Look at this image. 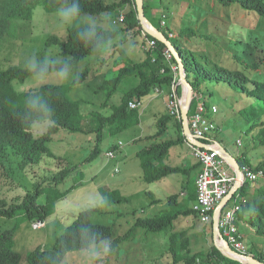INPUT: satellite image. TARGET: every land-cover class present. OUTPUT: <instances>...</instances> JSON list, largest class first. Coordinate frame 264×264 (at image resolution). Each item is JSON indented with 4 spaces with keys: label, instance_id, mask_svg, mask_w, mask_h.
Segmentation results:
<instances>
[{
    "label": "rangeland",
    "instance_id": "rangeland-1",
    "mask_svg": "<svg viewBox=\"0 0 264 264\" xmlns=\"http://www.w3.org/2000/svg\"><path fill=\"white\" fill-rule=\"evenodd\" d=\"M148 3L152 7L154 18L160 22V25L164 21L165 25L173 31V37L178 36L180 28L190 27L195 30V36H184L179 39L182 46L200 56H206L212 64L242 70L247 75L264 81V72L261 68L258 70L246 68L235 59V56L239 55L251 64L250 59L253 61L255 50L263 48L257 45L261 42L264 46V21L259 17L238 9L224 7L213 0H163L164 10L155 5V0H148ZM56 11L47 13L40 4H37L30 22L16 21L15 26L9 28L8 34L0 41V70L10 66L24 68L26 57L32 53H35L38 59L49 56L61 58L58 45L47 47L45 44L51 36L57 37L61 42L67 38L69 26L61 23ZM89 18L96 20L99 26V22H105L102 17L90 15L81 17L84 21ZM114 25L118 36L112 41L109 49L73 67V71L79 68L80 73L85 68L89 69L85 81L69 92L70 98L79 104L80 111L86 120L93 118L96 114L109 115L110 105L118 104L119 97L124 91L138 83L133 78L125 79L109 104L106 107L102 106L105 96L98 87L104 78L111 77L114 69L124 63L126 58L121 54L120 49L123 52L126 49L132 61L138 62L144 58L143 39L135 37L134 32L125 33L121 23H114ZM105 26L112 30L106 24ZM230 33L245 43L238 45ZM205 34L209 36L207 39L200 37ZM243 44L246 45L243 46ZM138 57H141L140 60ZM72 80L73 78L70 77L68 82H62L55 75H50L44 83L30 77L24 84L15 82L14 85L17 91H21L36 89L43 84H71ZM214 87V85H207V82L199 87L206 107L209 109L214 103L219 109L215 116L220 118L221 125L219 129L210 131L209 135H215L222 140L228 146L226 147L232 156L240 155L244 150L250 162L257 164L260 154L264 152V146L253 149L252 146L257 142L254 143L249 135L246 137L245 131L250 126L245 124L248 123V118L244 117L242 123L237 116L242 104H235L232 91L223 86H217L215 93ZM159 96L154 100H152V94L145 98L142 107L139 108V125L113 138L106 137L99 145L101 154L94 160H91V152L95 148L94 134H73L61 130L47 145L53 157L44 156L38 164L27 166L24 170H19L16 161L13 160L6 165L9 169L4 174L0 171V198L7 201L23 197L26 191H32L34 184H40L43 188L52 185L49 178L62 170L67 171V177L58 185V190L65 193L75 186L59 200L52 194L39 199L44 204L54 201L57 206L56 212L45 221L41 229L33 230L31 222L21 220L20 216L12 219L0 217V232L11 229L18 223L12 248L20 256L19 264H27L29 252L39 246L47 249L48 253L54 252L51 246L57 244V238L75 220L78 213L87 208L98 207L99 212L92 215V223L114 225V235L117 237L123 236L137 219L152 217L168 207L167 201L163 204L151 205L150 191L154 192L157 198L163 195L158 196L159 193L154 186L148 187L149 183L146 184L142 180V170L136 157V153L142 147L152 142L151 137L157 132L158 118L164 114L168 115L166 106L164 108L162 104V96ZM172 120L167 124L165 136L172 137L176 133L175 119ZM44 131L39 130L36 125L33 128L35 135ZM118 141L122 143L121 149H118L113 158H107L109 145L116 144ZM78 177L80 179L75 181L74 179ZM256 182L259 189H264V185H260L261 180ZM114 191H118L120 196L127 198V202H113L114 204H107L104 207L95 205L97 195L106 197ZM168 197L170 196H164L165 200ZM174 226L175 230L187 231L186 236L194 251L192 255L202 249L215 246L210 227L204 226L197 217H180ZM173 233L175 232L172 230L170 235V231L167 230L145 236L142 229L135 228L131 238L122 243L114 254L108 256L104 264H172L169 257L170 250L178 247L181 242V237L177 233L172 236ZM249 244L252 243L247 241L244 243L246 249ZM257 245L264 249V237H261ZM61 264H98V262L89 261L82 251H76L67 253Z\"/></svg>",
    "mask_w": 264,
    "mask_h": 264
},
{
    "label": "trees",
    "instance_id": "trees-1",
    "mask_svg": "<svg viewBox=\"0 0 264 264\" xmlns=\"http://www.w3.org/2000/svg\"><path fill=\"white\" fill-rule=\"evenodd\" d=\"M213 1L224 7L253 14L264 21V0ZM155 2L158 8L163 9V0H155ZM62 3L63 0H0V41L8 34L9 28L15 26L14 23L16 21L30 22L37 4H40L47 13H53ZM80 4L83 15L101 17L106 14L113 22L121 12L124 13L125 19L121 23L122 28L126 33L134 32L135 37H141V40L143 39L142 42L145 43L144 38H142L143 29L137 18L135 0H80ZM143 5L146 18L165 34L180 55L186 79L192 86L193 93L201 95L199 87L205 82L209 86H215L213 88L215 93L217 86H223L232 91L235 104H242L237 116L240 117L239 119L242 123L244 122L243 118L247 116L248 123L245 124H250L245 131V135L246 137L249 135L254 143L257 142L252 148L254 149L257 146L263 147L264 81L257 80L242 70L228 69L215 63L212 64L206 56H200L196 52L185 48L179 39L184 36H195V30L190 27L180 28L178 29L177 37H169V33L173 31L168 25L162 27L160 22L154 18L152 7L148 3V0H143ZM83 26L81 25V27ZM98 32L106 40L113 41L118 36L117 30L104 29L101 26H99ZM230 35L232 34L230 33ZM200 37L207 39L209 36L205 34L200 35ZM146 38L154 40L155 47L147 48L143 52L144 58L141 61H127L118 70L114 71L111 77L102 80L101 85L98 87V90L105 96L102 106L106 107L109 104V101L125 79L133 78L138 83L124 91L119 97L118 104L110 105L109 115L96 114L88 120H86L80 111L79 104L69 96V92L75 86L85 81L89 72L88 68L83 69L78 79H73L71 84H43L36 89H24L21 91L16 90L14 83L24 84L32 75L25 68L18 66H10L4 70H0V171L4 174L9 169L6 165L12 163L13 160L16 161L19 170H24L27 166L38 164L44 156L53 157L47 145L61 130L73 134H94L95 150L93 149L91 152V160H94L101 154L102 151L99 145L106 137L109 139L113 138L139 125L140 111L139 109H129L128 102L133 99L143 101L153 94L154 87H158L164 93L168 92L173 80L170 64H176L173 57L170 62L167 61L164 56L166 47L162 43L147 34ZM232 38H234L238 45L245 43L235 35H232ZM45 44L47 47L58 45L60 57L68 58L73 67L87 58L97 56L102 52V50H94L93 45L82 41L78 36L77 30L71 26L67 29L65 41L61 42L57 37L51 36ZM257 45L263 48L255 50L253 61L250 59L251 64L239 55H236L235 59L246 68L254 70L261 68L262 72H264V46L261 42H258ZM120 52L122 55H125L121 49ZM32 93H38L43 101L49 104L53 109V119L56 121L54 126L47 128L39 135H35L33 132L35 124L27 122L25 99ZM177 93L178 96L181 95L180 85L177 87ZM194 103L195 101L193 100L192 105ZM172 119L173 117L169 114L160 116L156 121L157 132L151 137L152 142L142 147L136 153L142 170V180L146 183H155L170 174L181 171L179 168L164 164V161L169 157L170 149L175 145L184 143L186 140L183 136L181 119L174 118L176 136L168 137L164 135L167 130V124ZM90 122L91 125L89 126ZM220 125L215 130L219 129ZM89 127H91L90 130H88ZM212 137L220 144L225 145L217 136L214 135ZM118 142L110 144L109 151L116 153L120 149L118 148ZM260 156L257 164L250 162L248 154L244 150L240 155L235 156L240 168L244 172L248 170L252 173H262V177H258L252 182L264 178V152ZM66 177L67 171L62 170L52 174L49 178L52 185L46 188L41 187L40 184H34L32 185V191H26L23 197L14 201L0 198V217L12 219L20 216L21 220H27L31 223L46 221L56 212L57 206L54 201L44 204L39 199L42 196L52 194L59 200L65 193L73 189L75 186L65 193L58 190V185ZM79 179L78 177L74 180L78 181ZM250 183H244L239 189V193L245 198L249 196ZM255 194L256 197L250 201L248 200L241 213H247V221L255 229L256 235L264 237V189H259L257 186ZM106 198L107 204L127 202V198L120 196L118 191L111 192ZM195 198V190L182 201H178V197L172 195L168 199V207L166 209L161 210L152 217L137 219L123 236L117 237L114 235V225L92 223V215L99 212L98 207L87 208L80 211L75 220L57 238V244L53 247L51 246L54 252L48 253L47 249L39 246L29 252L27 264H61L67 253L82 251V229L84 228L99 232L109 239L113 247L112 254L115 253L122 243L131 238L135 228L142 229L145 236L163 233L167 230L170 231L171 235V231L173 230L175 233L172 236L177 233L181 237V242L178 247L170 250L169 257L172 264H241L224 256L215 246L209 249H202L196 252L195 255H192L194 251L190 246L189 238L186 236L187 231L175 230L174 224L180 217L193 216L198 218L197 214L191 209ZM207 226L210 227L212 234V222ZM17 227L18 223L11 229L0 232V264L20 263L19 254L12 248V241ZM243 242L246 243L245 241ZM254 245L255 248H248V253L253 254L256 259L264 262V249L259 246L257 247L256 244ZM248 246H251V244Z\"/></svg>",
    "mask_w": 264,
    "mask_h": 264
},
{
    "label": "built area",
    "instance_id": "built-area-1",
    "mask_svg": "<svg viewBox=\"0 0 264 264\" xmlns=\"http://www.w3.org/2000/svg\"><path fill=\"white\" fill-rule=\"evenodd\" d=\"M125 19L124 13H120L114 23H123ZM161 26L165 27L164 21L161 22ZM142 37L145 40V46L143 49L155 47L154 40H148L146 33L142 32ZM169 37H173L172 32L169 33ZM164 56L168 62L174 58L173 54L166 48ZM171 71L173 73V80L168 92H166V108L169 115L175 119H181L180 107L182 104L184 87H181V95L178 96L177 87L179 83V68L177 63L170 64ZM181 86V85H180ZM153 93L160 95L163 93L158 87H154ZM195 103L192 105V101ZM143 101L133 99L128 102L129 109H139L142 107ZM219 109L216 104H211L208 109L205 105V101L196 93H193L192 100L188 109V127L191 134L200 142L206 144L208 148L198 147L190 144L185 140L190 148L192 158L199 165V171L195 179V191L196 198L191 205V209L197 214L200 222L207 226L212 222L213 210L217 204L224 198L229 192L231 187L237 180L236 173L232 166L229 165L224 158L219 154L220 144L215 140L209 132L215 130L220 121L215 115H217ZM122 146V143L118 142V148ZM223 146V145H222ZM121 149V148H120ZM107 158H113L115 153L113 151H107ZM242 177L240 179V187L246 182H252L258 177H262V173H252L248 170H242ZM239 189L234 193L233 197L222 207L218 225L219 230L223 238L227 241L230 248L234 250L240 256H235L237 262L241 264H247L246 255L248 253L244 242L243 236L239 230L240 213L246 206L248 199L239 193ZM235 196V197H234ZM45 224V221H35L31 223L33 230L41 229Z\"/></svg>",
    "mask_w": 264,
    "mask_h": 264
},
{
    "label": "clouds",
    "instance_id": "clouds-1",
    "mask_svg": "<svg viewBox=\"0 0 264 264\" xmlns=\"http://www.w3.org/2000/svg\"><path fill=\"white\" fill-rule=\"evenodd\" d=\"M56 15L62 24L74 27L79 38L87 44L93 45L94 50L107 51L112 44L111 40L102 37L96 20L89 18L87 21L81 19L83 13L80 0H63L61 6L57 9ZM105 24L115 31V25L110 18H105ZM81 25H84L81 27ZM24 68L32 77L40 83L48 80L50 75L62 81L68 82L70 77L78 79L80 69L73 71V65L68 58H59L49 56L44 59H38L35 53L26 57ZM25 109L27 122L34 123L41 131L55 125L53 119V109L43 101L38 93H32L25 99ZM95 205L104 207L107 205V198L97 195ZM82 252L89 261L104 264V261L113 252L111 241L99 232L88 228L82 229Z\"/></svg>",
    "mask_w": 264,
    "mask_h": 264
},
{
    "label": "crops",
    "instance_id": "crops-1",
    "mask_svg": "<svg viewBox=\"0 0 264 264\" xmlns=\"http://www.w3.org/2000/svg\"><path fill=\"white\" fill-rule=\"evenodd\" d=\"M105 15L101 16L102 19L103 18L105 19L107 17ZM112 22H113V20H112ZM99 24L104 29H107V27L105 26V22L104 23L99 22ZM124 52H125L124 54H125V58H126L124 63L127 61H132L131 60L132 58H130L129 55H127L126 49H124ZM141 57H142V55H141ZM141 57H138V60H140L139 58H141ZM132 62H135V61H132ZM124 63L120 64V66L115 68L114 70L115 71L118 70ZM152 95H153L152 100L156 99V97L158 96L154 93ZM160 96H162L161 100L163 101L162 104L164 105V108H165V106H166V93L163 92L162 94H160ZM217 119L220 121V124H221V120L218 116H217ZM174 136H176V133ZM226 146H227L226 144L223 145V147L227 148L228 146L227 147ZM164 164L167 166H170V167L179 168V169H181V171L170 174V175L166 176L165 178H162L161 180H159L155 183H150V184L146 183L148 187L150 185L154 186V188L157 190L156 192L159 193V194H157L158 196H161L160 194L163 195V197L161 196V198L160 197L157 198V196L154 194V192L152 193V191H150L149 196L151 198H149V199L152 200L151 205L156 204V203L163 204L164 201L168 202L169 197L166 198V200L164 198V196H166V195H168V196L175 195L178 197V201H182V200L186 199L187 197H189L192 194V192L195 190V179H196L198 171H199V166L195 162V160L192 158L190 148L188 147L186 142L173 146L170 149L169 157L164 161ZM259 180H261L260 185H262V184L264 185V178L259 179ZM256 184H257V182H251L250 183V188L248 191L249 196L247 197V199L249 201L252 200L254 197H256V194H255V190L257 189ZM239 219H240L239 230H240L241 235L243 236L244 241L252 243L251 246H247V250H248V248H251V247L255 248L254 244H256V246L258 247L257 244L260 243L261 237L256 235L255 229L248 223L247 213L246 212L240 213ZM251 255H253V254H251Z\"/></svg>",
    "mask_w": 264,
    "mask_h": 264
},
{
    "label": "water",
    "instance_id": "water-1",
    "mask_svg": "<svg viewBox=\"0 0 264 264\" xmlns=\"http://www.w3.org/2000/svg\"><path fill=\"white\" fill-rule=\"evenodd\" d=\"M135 6L137 11V18L142 26L143 31L150 37L154 38L158 42L162 43L174 56V59L179 68V83L181 87H184L183 101L180 107L181 115V124L183 136L186 138L187 142L194 146L208 148V146L200 141H198L190 132L188 127V109L193 96V89L190 83L186 79V74L184 70V65L182 59L172 43L168 40L165 34L155 27L144 15V5L143 0H135ZM219 154L224 158V160L232 166L233 170L236 173L237 180L234 185L231 187L229 192L224 196V198L217 204L212 214V235L215 243V247L227 258L232 260H237L235 256H240L234 250H232L223 238L218 225L219 214L222 207L233 197L234 193L240 187V179L242 177V172L240 165L236 158L232 156L228 150L220 146ZM247 264H264V262L256 259L253 255H246ZM238 261V260H237Z\"/></svg>",
    "mask_w": 264,
    "mask_h": 264
},
{
    "label": "bare ground",
    "instance_id": "bare-ground-1",
    "mask_svg": "<svg viewBox=\"0 0 264 264\" xmlns=\"http://www.w3.org/2000/svg\"><path fill=\"white\" fill-rule=\"evenodd\" d=\"M183 100V99H182Z\"/></svg>",
    "mask_w": 264,
    "mask_h": 264
}]
</instances>
